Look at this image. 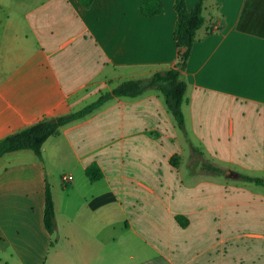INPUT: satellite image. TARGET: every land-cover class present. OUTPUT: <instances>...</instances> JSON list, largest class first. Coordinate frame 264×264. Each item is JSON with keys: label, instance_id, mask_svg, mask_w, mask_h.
Here are the masks:
<instances>
[{"label": "crops", "instance_id": "0c3cea01", "mask_svg": "<svg viewBox=\"0 0 264 264\" xmlns=\"http://www.w3.org/2000/svg\"><path fill=\"white\" fill-rule=\"evenodd\" d=\"M142 1L0 0V139L173 67L174 0L152 16ZM202 14L183 128L150 88L61 126L42 160L0 157V264H264V186L243 177L264 179V0H204Z\"/></svg>", "mask_w": 264, "mask_h": 264}, {"label": "trees", "instance_id": "16d2710c", "mask_svg": "<svg viewBox=\"0 0 264 264\" xmlns=\"http://www.w3.org/2000/svg\"><path fill=\"white\" fill-rule=\"evenodd\" d=\"M84 7H88L92 0H80ZM204 0H197L195 5L188 9L185 0H174V10L176 21L173 30V38L179 49L176 63L173 67L157 71L146 79H131L118 84L109 92L100 93L98 98L85 105L81 109L59 116L53 119L40 120L20 131L6 135L0 139V157L8 152L28 149L42 160V146L50 136H56L59 128L64 124L82 118L106 100L113 97H134L141 94L146 89H156L164 97L166 106L171 111L176 124L183 128L184 118L181 110L186 83L181 78L180 72L185 67L190 48L195 41L196 32L202 26L204 17L202 14ZM162 12V5L159 0H143L139 13L144 16H152ZM215 172L221 169L212 167ZM85 173L89 180H97L102 176V171L96 163L88 165ZM246 180L264 186V179L261 177L243 176ZM180 224L185 225L186 221L182 216H176ZM42 222L48 234H53L56 228L55 211L51 195V188L45 179L44 206ZM52 244V242H51Z\"/></svg>", "mask_w": 264, "mask_h": 264}, {"label": "built area", "instance_id": "2783aa9c", "mask_svg": "<svg viewBox=\"0 0 264 264\" xmlns=\"http://www.w3.org/2000/svg\"><path fill=\"white\" fill-rule=\"evenodd\" d=\"M71 179H72V175H70V174L62 175V176H61V180H62L63 182H69Z\"/></svg>", "mask_w": 264, "mask_h": 264}, {"label": "rangeland", "instance_id": "374dc122", "mask_svg": "<svg viewBox=\"0 0 264 264\" xmlns=\"http://www.w3.org/2000/svg\"><path fill=\"white\" fill-rule=\"evenodd\" d=\"M225 170V169H224Z\"/></svg>", "mask_w": 264, "mask_h": 264}]
</instances>
